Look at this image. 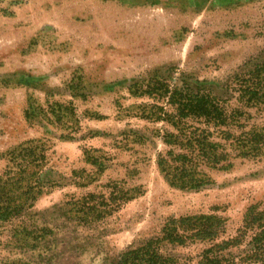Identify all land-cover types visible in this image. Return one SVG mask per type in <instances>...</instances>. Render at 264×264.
<instances>
[{"label":"rangeland","instance_id":"1","mask_svg":"<svg viewBox=\"0 0 264 264\" xmlns=\"http://www.w3.org/2000/svg\"><path fill=\"white\" fill-rule=\"evenodd\" d=\"M152 78L227 113L228 139L210 140L229 166L198 164V189L156 166L181 151L164 143L178 127L144 116ZM261 78L264 0H0V207L13 209L0 264H115L179 218V234H213L163 242L177 263L253 264L259 229L243 217L264 216V147L238 157L232 143L264 131V97H240Z\"/></svg>","mask_w":264,"mask_h":264},{"label":"trees","instance_id":"2","mask_svg":"<svg viewBox=\"0 0 264 264\" xmlns=\"http://www.w3.org/2000/svg\"><path fill=\"white\" fill-rule=\"evenodd\" d=\"M152 79V85L145 86L147 91L138 94L146 95L152 102L150 111H147L144 116L152 121H165L172 127H178L177 134L164 135V143L177 147L181 151L176 155H172L170 151L166 152L164 156L159 155L156 159V166L170 186L188 190L198 189L207 182L204 174L197 170L198 164L220 170L229 166L226 163V149L221 148L220 143L210 140L211 136L216 133L223 136V140L228 139L225 137L228 134L226 130L227 113L219 105V102L208 94L204 95L199 92L191 94L187 90H184V93H179L175 88L170 91L163 83L156 82L155 78ZM261 80L264 81L262 78ZM262 86L264 84H259V82L250 83L240 90V97L257 101L264 97V93L260 90ZM160 100L162 106H156L155 103ZM164 106L167 107V110L163 109ZM192 121L196 122V127L192 126ZM233 141L232 145H234V151L238 157L255 156L264 147V131L247 132L244 137L236 138ZM24 167L27 166L24 165ZM5 183L3 182V184ZM6 208L5 206L0 207V217L13 212V209L6 210ZM12 208L15 209L16 206ZM189 219L179 218L168 221L161 230L160 236H153L126 249L118 256L115 264H179L172 256L161 252L163 242L180 245L184 239L190 238L188 236H199L205 239L213 234L210 225L203 227V225L195 224L192 225V228L187 229L189 232L193 231L192 234H179L178 226H183L182 224ZM203 219L207 220L208 218L202 217ZM243 222L245 226L256 223L259 229V233L254 239L259 247L255 248V251L246 259L249 263L264 264V216L254 212V208H250L247 209ZM214 260V263L218 264L221 259L214 258Z\"/></svg>","mask_w":264,"mask_h":264}]
</instances>
